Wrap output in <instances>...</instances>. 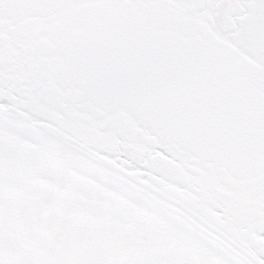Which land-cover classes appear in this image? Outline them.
<instances>
[{
	"label": "snow or ice",
	"instance_id": "obj_1",
	"mask_svg": "<svg viewBox=\"0 0 264 264\" xmlns=\"http://www.w3.org/2000/svg\"><path fill=\"white\" fill-rule=\"evenodd\" d=\"M0 264H264V0H0Z\"/></svg>",
	"mask_w": 264,
	"mask_h": 264
}]
</instances>
